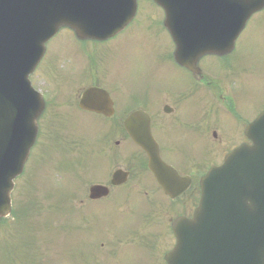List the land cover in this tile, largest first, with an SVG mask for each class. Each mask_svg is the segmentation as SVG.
Returning a JSON list of instances; mask_svg holds the SVG:
<instances>
[{
    "label": "rangeland",
    "instance_id": "rangeland-1",
    "mask_svg": "<svg viewBox=\"0 0 264 264\" xmlns=\"http://www.w3.org/2000/svg\"><path fill=\"white\" fill-rule=\"evenodd\" d=\"M150 13L151 8L142 4V18L138 19L141 23L107 44L92 42L81 44L69 32L62 33L49 46L48 55L33 78L34 87L42 92L48 90L47 95L52 92L48 100L55 98L57 103L59 101L62 104L63 97H68V95H72L71 97L76 99L77 92L90 85L89 83L86 85V82L91 80L103 81L105 78L113 84L103 86H108L112 90H114L113 85L119 82L123 86L122 90H125L126 86L138 96L142 95L143 89L153 85L156 87L169 85L173 82L186 83L187 79L176 73L170 63L169 56H167L169 46L160 31L155 29L154 36H147L146 39L142 37L145 36L142 30L143 24ZM156 14L158 15L159 12L157 11ZM236 55L239 57L237 66L252 71L256 76L257 110L259 111L264 105V20L251 22L239 41ZM49 70H56L57 77L63 78L64 81L56 82L47 77L50 79L48 81L44 74ZM154 80L155 83H153ZM161 81H165V83L161 84ZM54 82L58 83L55 88L58 93L53 92ZM150 96L153 98V93ZM116 98L121 113L130 107L125 104V97L120 100L117 94ZM75 102V100L71 101L70 105L63 108L57 105L55 109H60L59 114L48 110L51 114L46 115L40 125V142L41 139H44L43 134L46 135L52 131V135L59 134L62 140L78 141L81 147L96 143L99 136L93 138L94 133L96 131L102 133L105 130L103 127H107L109 121L85 115L75 108L72 111L73 115L69 110V112L65 111L71 109ZM193 107L195 112L193 118H195L203 104L196 101ZM156 109L157 107L151 108L152 114H156ZM62 115L70 118V126H54L62 121ZM72 117L74 119H71ZM185 117L192 119L188 115ZM65 149L69 151V147ZM131 152L130 147L125 148V156H129ZM37 154L34 149L26 166L28 172L17 185L16 202L20 204V201L27 195L26 186L31 185L36 196L39 192L45 196L46 203L38 204V214L30 213L28 217L16 221L14 228L13 225H9L7 230L10 235L15 229L10 238L6 236L5 229L0 230V258L4 259L6 264H152L162 259L163 251L168 250L170 242L165 245V250L156 253L154 249L144 248L143 245L137 243L134 237L138 227V217L130 216L128 212H125V208L119 211L110 202L101 206L89 203L88 212V207L85 208L83 205L82 207L80 201L74 203L66 201V198L72 195L77 188L80 190L76 191V195L82 200L87 199L89 187L92 184L106 183L107 178L116 168H123V163L121 166L113 168L109 166L108 170L103 169L102 173L95 177V181H91L94 176L92 171L88 178L85 175L86 168L83 167V172L81 167L72 165L71 168L75 174L71 178L73 182L70 180L68 183V189L73 190V192H69L57 177L61 170L59 168L55 171L49 170L48 162L53 156L52 146H49L44 159H42V155L40 159L36 160ZM64 169L68 171L66 167ZM62 173L64 176L67 175L64 171ZM59 178L63 177L59 176ZM26 180H29V184L26 183ZM151 181L152 179L148 177L143 186L148 188L147 185ZM42 185L48 187L46 192ZM48 197L53 199L52 203L47 202ZM25 202L26 205L30 203V201ZM134 206L138 208L137 205ZM49 211L55 221L47 217ZM80 216L84 217L78 220L77 217ZM11 221L12 219L3 224ZM107 238L110 240L105 241ZM98 242L102 243L98 244ZM103 245L105 248L100 247ZM96 257H103V261H99Z\"/></svg>",
    "mask_w": 264,
    "mask_h": 264
},
{
    "label": "water",
    "instance_id": "water-1",
    "mask_svg": "<svg viewBox=\"0 0 264 264\" xmlns=\"http://www.w3.org/2000/svg\"><path fill=\"white\" fill-rule=\"evenodd\" d=\"M232 1L225 0V5ZM124 23L125 0H0V217L11 212L14 180L22 174L37 139V119L44 102L33 90L29 76L44 55L45 43L62 26L76 29L81 36L104 39L123 29ZM241 30L239 24L235 25L227 33V39L232 42L224 48L215 45L214 51H228ZM111 105L109 96L98 89L88 90L81 102L83 109L107 115ZM126 128L135 143L148 153L150 168L165 191L176 195V186L183 181L161 161L149 118L142 112L136 113L126 121ZM263 128L264 115L252 127L259 135L255 146L239 149L222 168L215 169L205 179L204 199L195 220L180 221L174 226L178 244L167 256L169 264L202 262L204 255L196 250L202 248L212 229L219 231L222 239L212 238L220 247H226V255L235 256L238 264H264V197L255 203L257 220L249 217L253 213L246 211V201H242L241 208L240 198L237 199L246 221L231 206L235 203L232 193L236 188L246 193L264 183ZM255 163L259 168L252 171ZM119 177L124 176L117 173L113 184L118 183ZM106 194L103 187L91 189L92 199ZM258 221L262 224L255 229L252 223ZM213 257L216 259L217 255ZM220 261L227 260L221 256Z\"/></svg>",
    "mask_w": 264,
    "mask_h": 264
},
{
    "label": "flooded vegetation",
    "instance_id": "flooded-vegetation-1",
    "mask_svg": "<svg viewBox=\"0 0 264 264\" xmlns=\"http://www.w3.org/2000/svg\"><path fill=\"white\" fill-rule=\"evenodd\" d=\"M223 69L216 63L209 65L206 70L208 75H205L199 83L203 86L208 101L204 105L201 119H193L195 116L193 101L189 103V100L194 98L192 93H188L186 97L183 94L171 96L170 104L167 105L157 101L154 103L148 99L141 100V108L139 109L150 111L152 107L158 106L157 110L159 112L156 117L151 113L149 114L152 116L153 133L160 145L163 159L177 168L179 172L190 176L192 179L191 187L182 197L185 199L183 205L185 209L180 216L190 218L199 205V180L210 168V153L216 156L226 151L224 154L226 155L233 150L243 142L241 140L243 138V128L245 129L257 116L256 82L253 77H251V81L241 75H237L235 79H232L229 74L227 78L229 89H226L227 84L224 81L215 82L216 75H220ZM232 84L236 86V93L230 95L229 90H231ZM216 90H219L218 93H216ZM217 98L220 103L216 107L213 106L215 103L212 101L217 100ZM233 101L239 102V107ZM187 115L192 119H187L185 117ZM117 137L119 139L112 141V143L116 150L125 155V148L130 145V140L120 130L117 131ZM225 142L229 145H224ZM217 143L219 145L216 148ZM229 146H232V148L227 151ZM136 156L138 158L137 183L127 184L125 187L114 189V191L116 194L124 195V199L121 201H124L125 205L155 206L160 201L162 189L156 182L147 185L148 188L143 186L145 183L141 182L139 176L147 172L145 156L141 151ZM126 170L129 172V179L131 180L133 174L129 169ZM144 222L145 218H142L140 223ZM165 223V220L160 221L162 226H165ZM157 228L158 225L154 222V227L151 230L156 233L158 246L149 247L148 249L162 251L166 248L164 246L166 236L164 228ZM172 248L173 246H169L167 248L168 252ZM154 264L165 263L157 261Z\"/></svg>",
    "mask_w": 264,
    "mask_h": 264
},
{
    "label": "trees",
    "instance_id": "trees-1",
    "mask_svg": "<svg viewBox=\"0 0 264 264\" xmlns=\"http://www.w3.org/2000/svg\"><path fill=\"white\" fill-rule=\"evenodd\" d=\"M18 218V217H17Z\"/></svg>",
    "mask_w": 264,
    "mask_h": 264
}]
</instances>
